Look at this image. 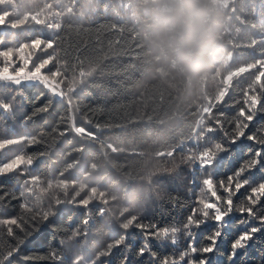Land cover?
Instances as JSON below:
<instances>
[{
  "label": "trees",
  "instance_id": "trees-1",
  "mask_svg": "<svg viewBox=\"0 0 264 264\" xmlns=\"http://www.w3.org/2000/svg\"><path fill=\"white\" fill-rule=\"evenodd\" d=\"M155 7L156 0H0V12H10V20L27 22L15 30L0 28V48L16 47L39 35L55 40L57 59L71 65L65 74L69 79L73 72L78 75L81 66L86 72L94 69L68 94L71 104L67 97L58 99L40 84L17 86L0 81V99L13 105L11 112L0 110V139L34 136L41 141L0 151V161L21 154L22 149L23 154L36 157L28 173L0 176V258L18 247L11 264H71L75 256H82L83 264H95L92 258L101 256L107 245L122 236L124 244L103 258L106 264H121L125 258L128 264H158L162 258L179 257L188 244L187 235L180 229L193 209L199 208L202 180L209 175L215 182L226 180L249 159L251 153L244 149L250 142H246L218 154L210 168L195 162L201 151L224 143V133L231 132L241 90L252 77L244 72L243 65L261 58L264 52V0H218L222 13L220 48L210 75L197 88L173 80L163 71L156 72L148 63L144 37ZM54 12L59 17L50 22H58L59 30L33 24V18ZM40 55L33 51L32 62ZM49 69L55 70L53 64L44 71ZM237 70L243 73L239 83L234 80L224 102L215 104L221 76ZM68 83L66 79L62 85L65 91ZM209 100L215 104L212 119L203 111ZM46 104L48 110L40 112ZM217 118L224 121V127L200 138L207 124L214 126ZM252 123L253 131L264 126V112ZM73 124L87 127L96 133L97 140H84L72 130ZM98 124L113 127H95ZM65 130L66 135H58ZM81 145L82 153L67 155ZM251 146L253 151L258 147ZM42 152L47 155L41 156ZM74 158L78 163L65 167ZM61 169L64 176L58 175ZM29 175L41 176L45 187L52 183L32 212L22 207L25 197L20 195ZM246 175L250 187L264 182V163ZM63 181L68 183L66 192L57 187ZM82 187L81 197L95 187L104 192L108 203L93 200L86 208L69 203ZM56 198L64 201L59 208L54 204ZM205 198H209L206 192ZM29 204L32 207V201ZM49 205L56 214L48 221L32 219L37 210H49ZM131 216L145 225L176 227V243L148 239L155 257L147 252L138 255L146 242L145 233L135 227L121 228ZM89 217V224L84 225L83 220ZM10 219H16L17 224L4 223ZM237 219L234 211L233 226ZM9 227L12 235L8 234ZM212 227L209 222L193 229L199 245L207 244ZM237 231L239 228L233 227L232 235ZM230 239L226 236L218 244L212 264H225ZM52 253L62 259L53 258ZM239 264H264V235L257 234L239 257Z\"/></svg>",
  "mask_w": 264,
  "mask_h": 264
},
{
  "label": "snow or ice",
  "instance_id": "snow-or-ice-1",
  "mask_svg": "<svg viewBox=\"0 0 264 264\" xmlns=\"http://www.w3.org/2000/svg\"><path fill=\"white\" fill-rule=\"evenodd\" d=\"M51 7V5H49ZM11 13L0 12V28L9 27L10 29H18L25 27L24 23L10 20L8 17ZM59 17L58 12L50 13L44 18H33L34 25L46 26L49 29L59 30L61 25L57 21ZM113 29L120 32L121 29L113 26ZM3 41H0L2 44ZM55 40L45 39L42 36H34L32 39L20 43L18 46H6L0 48V81L8 82L14 85H21L22 83H35L43 85L54 97L58 99L68 98V103L71 104V98L68 97L69 93H73L76 90V86L83 82V78L90 77L93 74L94 69H90L87 72L81 69L78 75L73 72L70 79L65 74L71 68L67 60L64 63H60L57 59ZM52 49V52H48ZM37 51L41 53L36 61L32 62V52ZM54 62H56L54 64ZM50 64H53L55 70L49 69L45 72L44 69L48 68ZM59 64V66H56ZM31 65V68L29 66ZM244 72L252 74L251 81L247 83V86L241 90V100L237 101L240 107L237 110V115L232 121L231 132L224 133L225 142L215 143L211 147H206L201 151L195 162L202 168H210L215 162L218 154L227 153L230 150H234L239 144L244 146L246 142H250L246 147L247 152L251 153L249 159L242 163L234 172L230 173L226 180H220L215 182L209 175L202 180L203 188L201 189V197L198 200L199 208L193 209L192 213L187 217V220L183 227L180 229L188 237V244L185 250H183L179 257L172 259L162 258L158 261V264H212L211 256L218 251V244L224 242V237L231 236L228 241V248L225 249L227 253V259L225 264H239V257L244 254V251L250 247V244L255 241L257 234L264 235V182H260L257 186L250 187V179L247 173H250L257 166L264 163V126L260 127L256 131L253 121L256 119L258 113L264 112V52H261V58L251 61L249 64L243 65ZM253 70H256L255 72ZM243 73L239 70L230 72L227 75H222L220 84L222 87L217 92L214 101L215 104L223 103L226 96L229 94V90L233 88L234 80L239 83V79ZM68 79L66 91L64 90V81ZM213 100H209L208 106L203 109L204 113L212 119V112L215 107ZM12 103L5 102L0 99V110L11 112ZM48 110V105L42 106L39 111L44 112ZM35 114V113H34ZM32 117L29 116L28 119ZM91 123V121H89ZM213 125H208L202 130L200 138H204L208 133H212L216 128H223L224 121L221 119H214ZM95 127H113V125L105 124L103 126L96 125ZM72 130L86 141L95 142L97 135L87 127H76L74 124ZM67 134V130L58 133L59 136ZM45 135L44 133L40 134ZM41 141L34 136H21L19 138H4L0 139V151L9 149L11 146L26 145L32 146ZM257 145L258 147L253 151L251 145ZM84 146L81 145L72 149L67 155H72V152H83ZM41 156L47 155V152L40 153ZM36 157L33 155L17 154L7 161H0V176H5L13 172H19L26 174L34 164ZM78 161L74 158L68 161L65 167L69 165H75ZM92 168L96 165L92 164ZM59 176H64V170H59ZM74 183V182H73ZM52 187L51 181L47 183L45 187L43 179L39 175H29L24 182V187L20 192L22 197H25V202L22 205L24 209L29 212L33 211V207L39 204L42 199V195L48 189ZM57 187L66 192L68 187L67 181H63L58 184ZM243 190V191H242ZM82 187L80 191L75 193L69 203L81 207H87L93 200H98L103 204H107L108 200L105 199L104 192H98L97 188H91L90 192L84 197L80 196V192H83ZM205 192L209 194V198H205ZM226 195H222L220 193ZM79 198V199H78ZM29 201H32V207H30ZM64 201L56 198L54 201L55 207L59 208ZM52 205H49V210H37L32 219L37 218L41 221H48L50 216H54L56 213L51 211ZM103 209L99 211L103 213ZM238 213V219L235 226L232 225L231 217L233 212ZM91 217L83 220L84 225H88ZM212 223L213 227L210 234L206 237L207 244L199 245L195 239L193 229H199L201 226ZM255 222V223H254ZM8 225H16V219H10L4 221ZM132 227L142 230L146 236V242L143 247L138 250V255L143 256L146 252L155 257V253L152 252L149 247L148 239H170L172 244L176 243V227H160L158 225H145L137 216H131L121 225L123 230H128ZM233 227L239 228V231L232 235ZM8 234L12 235L13 230L11 227L7 229ZM86 234V233H85ZM125 237L116 239L114 242L106 246L102 255L98 258H92L95 260V264H106L103 258L111 255L113 248H118L124 244ZM23 243V241H21ZM18 247L9 250L6 255L0 258V264H11L10 258L18 251ZM53 258L62 259L56 253L51 254ZM84 258L82 256H75L71 259V264H83ZM121 264H128L127 259H123Z\"/></svg>",
  "mask_w": 264,
  "mask_h": 264
},
{
  "label": "clouds",
  "instance_id": "clouds-1",
  "mask_svg": "<svg viewBox=\"0 0 264 264\" xmlns=\"http://www.w3.org/2000/svg\"><path fill=\"white\" fill-rule=\"evenodd\" d=\"M221 16L218 0H156L144 37L148 63L197 88L216 61Z\"/></svg>",
  "mask_w": 264,
  "mask_h": 264
}]
</instances>
